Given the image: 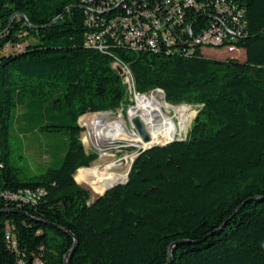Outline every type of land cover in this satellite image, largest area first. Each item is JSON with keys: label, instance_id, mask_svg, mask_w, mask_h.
<instances>
[{"label": "trees", "instance_id": "trees-1", "mask_svg": "<svg viewBox=\"0 0 264 264\" xmlns=\"http://www.w3.org/2000/svg\"><path fill=\"white\" fill-rule=\"evenodd\" d=\"M156 1L0 0V264H65L75 243L69 264H264V0H234L244 32L228 45L241 59L209 56L204 48L226 44L186 43L185 34L158 49L120 42L111 20L129 8L142 18ZM196 2L205 4L187 9L183 25L200 30L215 0ZM107 27L104 51L87 45ZM117 63L138 92L160 88L197 113L186 138L140 149L127 182L92 199L77 182L81 168L99 194L121 180L97 177L101 187L90 174L98 153L86 152L78 122L133 105ZM34 106L51 119L39 128L65 131L69 148L59 167L27 176L10 165L9 134L13 111Z\"/></svg>", "mask_w": 264, "mask_h": 264}, {"label": "rangeland", "instance_id": "rangeland-1", "mask_svg": "<svg viewBox=\"0 0 264 264\" xmlns=\"http://www.w3.org/2000/svg\"><path fill=\"white\" fill-rule=\"evenodd\" d=\"M11 45L7 47V52L10 53L16 52L17 51L16 46H11ZM23 45H26V43H24ZM204 52L207 55L214 57L221 56V57H234L238 59L245 58V53L243 50L204 48ZM154 93H156V95L158 96V100L160 101L161 105L162 102L168 103L165 101L164 97H160V95L157 94V92ZM131 100L133 105L127 107L125 111L123 109H120L115 113L111 112L108 115L106 114L102 117L101 116L97 117L96 122L101 123L105 120H108V118L119 117L125 123L123 130H126L129 133L136 131L137 133L136 132L135 133L138 134L139 132L137 131L133 121L129 117V111L132 107L135 106L136 103V99L134 96L131 98ZM168 105L170 107H175L177 109L176 113L173 110L167 112V114H169V117L172 118V123L176 127L177 132L180 134L173 140L180 137L186 138L190 130V127L192 125V122L195 118L194 117L190 123V117L188 116V113H190L192 110L195 111V113H197L196 108L195 107L190 108L187 105H171L169 103ZM34 107L35 109H31L32 112L29 115H21L20 114L21 111L19 109L13 111V122L11 124V129L9 134L10 165L19 169L23 174L27 176L42 174L46 172V170L50 167H59L63 161L64 155L66 154L69 148L67 133L65 131L52 132L47 130H41L39 128L40 125H42L44 122L48 120L51 121V119L50 117H45V115L42 114L44 111L41 108H39L38 106H34ZM107 112H99L97 114L107 113ZM82 119H80L78 122L80 127L82 128L81 139L86 146V150L90 151V147H89V145L91 144V142L89 141L90 134H92V137L96 142V138L94 136V124L96 122L88 126L89 124L85 125L82 122ZM181 126H186L187 130L181 133ZM97 148H98V144H97ZM143 148L144 146L139 147L135 144H130L129 142L120 141V140L112 144H105L102 146V149L105 150L107 155L101 157L102 156L101 154L105 152H103V150L102 151L99 150V148L96 149L98 153V158L97 161H94L90 166L89 172L97 180V177L106 176V174H104V172H102L100 169L101 164L106 163L107 161L110 160H114L118 162L119 160L122 159L123 161L122 160L121 161L123 162V164L118 167L112 168L111 171L127 173L131 166V159L127 163V161L124 160L125 156H130L131 158H135L137 151ZM97 163H99V165L94 166V164ZM117 178H119L121 182H124V180L121 177H117ZM77 179H78L77 182L79 184H81L82 186L86 187L91 191L92 199H95L100 195L99 191L96 190V188L88 184V182L86 181L83 175V172L78 174Z\"/></svg>", "mask_w": 264, "mask_h": 264}, {"label": "built area", "instance_id": "built-area-1", "mask_svg": "<svg viewBox=\"0 0 264 264\" xmlns=\"http://www.w3.org/2000/svg\"><path fill=\"white\" fill-rule=\"evenodd\" d=\"M117 1V5L120 4L121 0ZM156 2L160 5V7L156 5ZM156 2L149 5L147 9L142 11V18L135 14L130 16L129 13H131L132 10L129 8L125 14L111 20L113 26L120 27L122 31V39H119L120 42L129 44L133 49H140L146 45L158 49L160 39L167 42H173L176 37L178 38L185 34L187 36L186 43H198L206 47H220L226 44L225 49L239 50L233 45H228L229 42L237 40L241 37L244 32V24L242 22L243 10L234 0H215L212 6L216 15H214V19L211 24L201 27L200 30H195L193 28V23H185V25H183V21L185 19L187 9L192 6L200 8L203 7L205 3H199L196 2V0H162L161 2ZM162 8H164V11H162ZM177 24L181 26L180 34L176 33L173 35L172 31L175 30ZM110 31V27H107L100 31L87 34V45L94 46L99 50L104 51L107 47L105 35L111 33ZM117 65L121 67V74L123 76L124 83L127 86L130 99L133 96L136 99V97L140 95L148 94H142L137 91L133 73L127 65L120 63H117ZM154 92H157V94H163V97L165 98V94L160 88H157L149 93ZM187 106L192 108L189 105ZM90 115H97V113H87L81 116L80 119L89 117ZM89 139L91 142L89 145L90 151L86 150V146L83 142L86 152L97 153V143L94 141L92 134H90ZM103 152H105V150H103ZM138 154L139 151H137L136 156ZM101 155V157H104L107 153L105 152ZM130 159L132 165L135 158H131L130 156H125L124 158L127 163ZM121 160L118 162L122 165L123 160ZM130 169L131 166L129 170ZM44 192V189H38L36 192L27 191L26 198L36 201L44 194ZM14 196H17V194H14Z\"/></svg>", "mask_w": 264, "mask_h": 264}, {"label": "bare ground", "instance_id": "bare-ground-1", "mask_svg": "<svg viewBox=\"0 0 264 264\" xmlns=\"http://www.w3.org/2000/svg\"><path fill=\"white\" fill-rule=\"evenodd\" d=\"M159 95L160 97H163V94L160 93ZM172 110L175 113L177 112V109L175 107H170L168 103L162 102L161 105L156 93H150L148 95H140L136 97L135 106L130 109L129 117L132 121L136 117L140 118L145 129L151 137L150 141L145 142L140 133H129L126 130H123L125 125L124 121L119 117H112L101 123L96 122L94 124V136L96 138L98 148L102 151L103 145L112 144L118 140H123L139 147H149L153 144H162L173 140L180 134L177 132L176 127L172 123V118H170L169 114H167V112ZM85 124L88 125L87 121H85ZM186 130V126H181V133ZM120 165L121 163L110 160L101 164L100 169L102 172H104V174H106V176L121 177L124 181H126V172L111 171L112 168L118 167ZM82 169L83 168L79 170V173L82 172ZM98 184L101 186L99 182ZM106 189L102 187V193Z\"/></svg>", "mask_w": 264, "mask_h": 264}, {"label": "water", "instance_id": "water-1", "mask_svg": "<svg viewBox=\"0 0 264 264\" xmlns=\"http://www.w3.org/2000/svg\"><path fill=\"white\" fill-rule=\"evenodd\" d=\"M15 16H16V15H14V17H15ZM118 70H119L120 72H122L120 68H118ZM133 123H134V126H135V128L137 129V131L141 134L143 140H144L145 142L150 141L151 137H150V135L148 134L147 130L145 129V127H144L143 123L141 122L140 118H139V117L134 118ZM177 140H182V138H177ZM172 141H174V140H171V141H168V142H166V143H162V144H153V145H151V146H149V147H144V148H143V151L146 150V149H148V148H151V147H153V146H157V145H165V144L170 143V142H172ZM128 175H129V173L127 174V179H126V181H124V182H120V183H118V184H116V185H113V186L107 188V189H106L102 194H100V195H103V194L106 193L108 190L114 188L115 186H117V185H119V184H124V183H126L127 180H128ZM176 244H178V242H175V243H173V244L170 246V249H169L170 253H172V251H173V249L175 248ZM75 245H76V243L74 244L73 249L67 254L66 259H65V264H69V262H70V258H71V254H72V252H73V250H74V248H75ZM168 264H170V262H168Z\"/></svg>", "mask_w": 264, "mask_h": 264}]
</instances>
